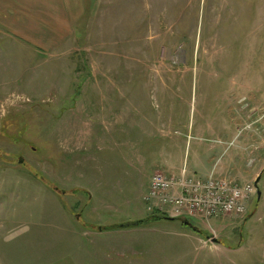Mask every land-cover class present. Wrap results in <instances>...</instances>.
Returning a JSON list of instances; mask_svg holds the SVG:
<instances>
[{"label": "rangeland", "instance_id": "rangeland-1", "mask_svg": "<svg viewBox=\"0 0 264 264\" xmlns=\"http://www.w3.org/2000/svg\"><path fill=\"white\" fill-rule=\"evenodd\" d=\"M63 22L0 30V264H264V0H73ZM215 138L222 176L260 178L248 211L148 221L155 168L199 176Z\"/></svg>", "mask_w": 264, "mask_h": 264}, {"label": "built area", "instance_id": "built-area-1", "mask_svg": "<svg viewBox=\"0 0 264 264\" xmlns=\"http://www.w3.org/2000/svg\"><path fill=\"white\" fill-rule=\"evenodd\" d=\"M256 194L255 183L240 184L214 175L200 178L185 170L181 176H173L156 168L143 202L152 213L210 222L243 216Z\"/></svg>", "mask_w": 264, "mask_h": 264}, {"label": "crops", "instance_id": "crops-1", "mask_svg": "<svg viewBox=\"0 0 264 264\" xmlns=\"http://www.w3.org/2000/svg\"><path fill=\"white\" fill-rule=\"evenodd\" d=\"M72 1L73 0H0V30L11 32L17 36L28 37L33 36V34L30 30L25 31L24 28L64 26L65 23L63 21L70 19L71 17ZM28 41L33 42L35 40L30 39ZM212 140V145L209 148L206 150L202 149L203 151L201 150V154H204V156H201V158L204 157L205 163L202 162V164L197 166L200 175L195 176L207 178L210 175H214L216 177L225 178L227 176H222L221 174L227 171L228 168L226 166H222L220 161L223 157V154H225L229 146L233 143L231 141L229 142L228 140L226 141V145L223 143L221 138H215ZM218 144L226 145V149L213 164L216 154L221 152V149H218ZM244 150L248 151L250 149L244 146ZM208 155L211 157L210 159L207 158ZM256 160H258V158ZM232 161L233 158L231 159V163ZM237 161H239V156L236 153V155H234V162ZM251 163L252 161H250V164ZM157 167L161 168L159 165ZM184 170L187 172V174L191 175L186 165H184L181 170L178 169L177 173L170 175L181 176Z\"/></svg>", "mask_w": 264, "mask_h": 264}, {"label": "trees", "instance_id": "trees-1", "mask_svg": "<svg viewBox=\"0 0 264 264\" xmlns=\"http://www.w3.org/2000/svg\"><path fill=\"white\" fill-rule=\"evenodd\" d=\"M162 215L163 214H160V213H153V214H151L150 216H149V218H147L148 219V221H150L151 219H153V220H163L164 218H162ZM180 219H182V221H183V225H185V226H187V227H189V226H191V225H188V224H186V220L188 219V220H190L191 221V219H189V218H177L176 220H180ZM146 223V222H145ZM122 227H124V225H122V224H119V225H113V226H109V227H101V230H108V229H119V228H122ZM192 228H193V226H191ZM195 231H198L197 229H194Z\"/></svg>", "mask_w": 264, "mask_h": 264}, {"label": "water", "instance_id": "water-1", "mask_svg": "<svg viewBox=\"0 0 264 264\" xmlns=\"http://www.w3.org/2000/svg\"><path fill=\"white\" fill-rule=\"evenodd\" d=\"M259 181H260V178H258L257 180H256V185H258V183H259ZM258 187V186H257ZM258 197H259V199H260V197H261V191L259 190L258 191ZM162 218H164V219H166V220H170V221H175L176 219H177V217H172V216H168V215H165V214H163L162 215ZM145 221H147L146 219L144 220H140V221H137V222H133V224H127V225H134V224H139V223H143V222H145ZM186 222V224H188V225H191L192 223H191V221L190 220H186L185 221ZM216 243L219 241L218 239H215L214 240Z\"/></svg>", "mask_w": 264, "mask_h": 264}]
</instances>
